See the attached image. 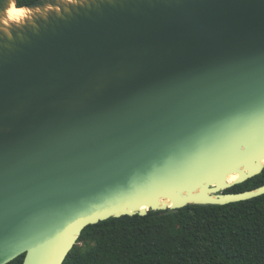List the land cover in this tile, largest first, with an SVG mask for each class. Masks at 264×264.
<instances>
[{"label": "water", "instance_id": "water-1", "mask_svg": "<svg viewBox=\"0 0 264 264\" xmlns=\"http://www.w3.org/2000/svg\"><path fill=\"white\" fill-rule=\"evenodd\" d=\"M24 7L41 11L0 25V264H63L112 217L264 195L227 192L264 170V0Z\"/></svg>", "mask_w": 264, "mask_h": 264}, {"label": "trees", "instance_id": "trees-1", "mask_svg": "<svg viewBox=\"0 0 264 264\" xmlns=\"http://www.w3.org/2000/svg\"><path fill=\"white\" fill-rule=\"evenodd\" d=\"M35 1L17 0V6ZM262 185L264 170L227 192ZM63 264H264V195L112 217L87 226Z\"/></svg>", "mask_w": 264, "mask_h": 264}, {"label": "clouds", "instance_id": "clouds-1", "mask_svg": "<svg viewBox=\"0 0 264 264\" xmlns=\"http://www.w3.org/2000/svg\"><path fill=\"white\" fill-rule=\"evenodd\" d=\"M51 8V6H49ZM39 7L30 9L28 7H18L17 0H8V6L0 11V25L12 27L19 26L31 20L35 13H39Z\"/></svg>", "mask_w": 264, "mask_h": 264}, {"label": "bare ground", "instance_id": "bare-ground-1", "mask_svg": "<svg viewBox=\"0 0 264 264\" xmlns=\"http://www.w3.org/2000/svg\"><path fill=\"white\" fill-rule=\"evenodd\" d=\"M235 178H236V175H231V176H230V179H231V180H234Z\"/></svg>", "mask_w": 264, "mask_h": 264}, {"label": "snow or ice", "instance_id": "snow-or-ice-1", "mask_svg": "<svg viewBox=\"0 0 264 264\" xmlns=\"http://www.w3.org/2000/svg\"><path fill=\"white\" fill-rule=\"evenodd\" d=\"M7 4H8V0H7Z\"/></svg>", "mask_w": 264, "mask_h": 264}]
</instances>
